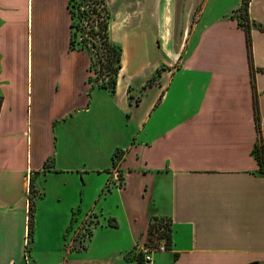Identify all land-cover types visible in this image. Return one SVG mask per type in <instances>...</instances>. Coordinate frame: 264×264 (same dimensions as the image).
Returning a JSON list of instances; mask_svg holds the SVG:
<instances>
[{
  "label": "crops",
  "instance_id": "1",
  "mask_svg": "<svg viewBox=\"0 0 264 264\" xmlns=\"http://www.w3.org/2000/svg\"><path fill=\"white\" fill-rule=\"evenodd\" d=\"M241 4L235 0L213 21L205 20L207 5H191L178 42L150 74L136 73L144 77L138 83L123 56L116 93L96 88L113 101L94 100L96 89L87 83L91 97L48 104L40 63L84 53L70 50L68 0H0V264H45L42 245L59 264L73 255L91 256L86 264H139L133 248L148 243L153 219L171 221L168 249L155 264H264V174L254 155L253 91L254 85L264 141V0L248 7L254 75L246 31L232 17ZM112 28L113 19L110 35L117 42ZM89 65L88 58L86 79ZM30 69L31 104L29 95L23 105L15 103L8 90L18 79L19 91L28 92ZM118 149L125 154L114 167ZM89 217L86 248H68L70 227ZM101 235L107 240L96 258Z\"/></svg>",
  "mask_w": 264,
  "mask_h": 264
},
{
  "label": "rangeland",
  "instance_id": "2",
  "mask_svg": "<svg viewBox=\"0 0 264 264\" xmlns=\"http://www.w3.org/2000/svg\"><path fill=\"white\" fill-rule=\"evenodd\" d=\"M110 2L111 8L108 7L113 19L112 36L117 42L111 40L122 47L127 73H131L132 77H135V82L138 83L144 77L136 73L141 71L144 75L150 74L155 65L161 61L163 52L171 49L175 42H178L182 20H184V16L187 15L191 5H198L197 7L201 6V8L207 5L205 20L213 21V18L218 17L235 0H116L115 2L110 0ZM74 3L75 0H72V4ZM166 16L169 17V20L166 19ZM88 58L90 60L89 53H78L70 55L66 61L54 60L40 63L41 69L44 71L39 77L43 87V100L48 104L59 100L69 102L75 97L81 99L87 95L85 90L88 89L86 82ZM32 84L30 69V90L28 92H24V89L19 91L21 83L15 79V83L8 90L11 100L23 105L26 96L29 95L30 105L31 97H33ZM26 85L27 80L25 79V89ZM105 95L104 92L96 89L94 100L96 97V101L99 103L113 101L112 98L108 100ZM150 102L151 99H148L147 103ZM96 183L97 180L93 177V186L91 187H95ZM91 194L89 192L86 196L90 198ZM71 201L72 196L68 195L62 202L60 208L62 219H66L67 205ZM90 222L91 217L83 221L78 228L79 230L74 225L70 227L67 237L68 248H86L91 234ZM105 240L107 238L101 235V238L95 243L92 254L96 258L102 254ZM115 240H117L116 237H114ZM39 250L45 264H59L58 257L55 259L53 255L51 259L45 253L44 245ZM90 258L91 256L88 255H73L68 259L65 258V264H86V260Z\"/></svg>",
  "mask_w": 264,
  "mask_h": 264
},
{
  "label": "trees",
  "instance_id": "3",
  "mask_svg": "<svg viewBox=\"0 0 264 264\" xmlns=\"http://www.w3.org/2000/svg\"><path fill=\"white\" fill-rule=\"evenodd\" d=\"M250 0H242L241 6L234 12L232 17L238 20L240 27L246 31L247 47L249 58L251 60V72L254 75L255 70L252 64V43H251V25L248 7ZM68 7L71 12V36L70 50L90 54V65L87 83L90 85V91L96 88L106 90L110 94H115L118 86V80L123 64V49L119 44L114 43L110 37L111 13L109 11L107 0H68ZM75 8V10H74ZM264 30V28H262ZM80 34V35H79ZM161 70L149 79L147 85H152L160 76ZM255 97V121L258 139L254 149V155L260 165V172L264 174V141L259 136L261 130L259 111L257 107V91L253 85ZM90 95V92H89ZM139 101V100H138ZM3 97L0 94V111ZM125 151L116 150L113 157V166L117 167L124 156ZM50 161L44 164V171L51 167ZM36 173L30 182V217H29V242L33 240L34 233V198L38 195L34 184ZM157 220V219H153ZM111 224V223H110ZM151 227V224H150ZM152 229L149 228V234ZM168 232V233H167ZM166 232L167 242L171 240V228ZM91 235V234H90Z\"/></svg>",
  "mask_w": 264,
  "mask_h": 264
},
{
  "label": "built area",
  "instance_id": "4",
  "mask_svg": "<svg viewBox=\"0 0 264 264\" xmlns=\"http://www.w3.org/2000/svg\"><path fill=\"white\" fill-rule=\"evenodd\" d=\"M117 187H121L120 174L116 173ZM152 232L149 234V240L146 244H138L133 248V256L139 264H155V256L159 253H164L168 249L166 232L171 228L169 219L152 220ZM168 233V232H167Z\"/></svg>",
  "mask_w": 264,
  "mask_h": 264
},
{
  "label": "bare ground",
  "instance_id": "5",
  "mask_svg": "<svg viewBox=\"0 0 264 264\" xmlns=\"http://www.w3.org/2000/svg\"><path fill=\"white\" fill-rule=\"evenodd\" d=\"M169 20V19H168ZM164 40H166V39H164Z\"/></svg>",
  "mask_w": 264,
  "mask_h": 264
}]
</instances>
